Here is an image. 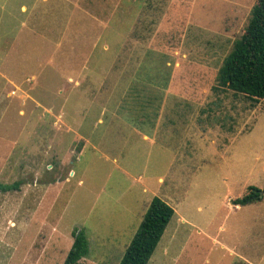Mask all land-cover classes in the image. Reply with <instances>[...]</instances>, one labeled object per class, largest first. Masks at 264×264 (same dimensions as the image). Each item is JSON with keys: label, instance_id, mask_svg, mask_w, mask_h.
I'll use <instances>...</instances> for the list:
<instances>
[{"label": "rangeland", "instance_id": "rangeland-1", "mask_svg": "<svg viewBox=\"0 0 264 264\" xmlns=\"http://www.w3.org/2000/svg\"><path fill=\"white\" fill-rule=\"evenodd\" d=\"M255 3L0 0V264H119L154 196L148 264H264V99L214 89Z\"/></svg>", "mask_w": 264, "mask_h": 264}, {"label": "trees", "instance_id": "trees-1", "mask_svg": "<svg viewBox=\"0 0 264 264\" xmlns=\"http://www.w3.org/2000/svg\"><path fill=\"white\" fill-rule=\"evenodd\" d=\"M216 81V90L230 89L254 101L264 99V0H256L251 8L245 31L224 57ZM14 186L0 182V193ZM263 196L264 188L250 185L246 194L232 201L236 205H245ZM174 214L175 210L170 204L154 196L119 264H148ZM89 253L90 242L85 232L74 233L63 264H79Z\"/></svg>", "mask_w": 264, "mask_h": 264}, {"label": "crops", "instance_id": "crops-1", "mask_svg": "<svg viewBox=\"0 0 264 264\" xmlns=\"http://www.w3.org/2000/svg\"><path fill=\"white\" fill-rule=\"evenodd\" d=\"M160 117L162 118L163 116L159 115V116L157 117V119H160ZM155 119H156V118H155Z\"/></svg>", "mask_w": 264, "mask_h": 264}]
</instances>
